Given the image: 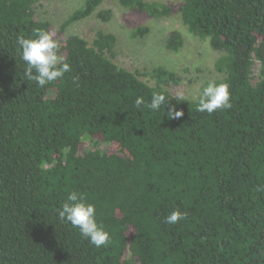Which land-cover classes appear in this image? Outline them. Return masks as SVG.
I'll list each match as a JSON object with an SVG mask.
<instances>
[{"label": "trees", "instance_id": "obj_1", "mask_svg": "<svg viewBox=\"0 0 264 264\" xmlns=\"http://www.w3.org/2000/svg\"><path fill=\"white\" fill-rule=\"evenodd\" d=\"M42 1L0 0V264H264V0L180 7L188 31L220 53L217 82L230 85L233 107L211 115L196 111L198 97L137 109V97L147 103L156 91L171 99L168 87L183 78L159 66L145 73L154 84L143 80L115 61L117 36L104 30L65 39L71 69L62 79L26 81L16 36L55 32L38 15ZM104 1L86 0L62 29L95 13L110 21ZM118 2L150 18L173 14L158 0ZM184 43L173 30L166 46ZM173 105L179 119L167 116ZM73 190L96 205L108 246L59 219ZM177 209L187 217L166 224Z\"/></svg>", "mask_w": 264, "mask_h": 264}, {"label": "rangeland", "instance_id": "obj_2", "mask_svg": "<svg viewBox=\"0 0 264 264\" xmlns=\"http://www.w3.org/2000/svg\"><path fill=\"white\" fill-rule=\"evenodd\" d=\"M86 0H44L38 5V15L53 24L61 44L71 34H79L91 41L98 30L114 33L118 42L115 61L131 70L141 72L142 79L154 84L145 75L155 67L163 66L173 70L183 78L180 85H171L168 90L177 95L183 92L189 99H195L202 91V85L212 79H220L224 74L215 69L220 53L215 51L209 40L192 35L183 24L180 7L185 0H158L168 3L173 14L167 18H150L138 12L130 11L120 5L118 0H105L100 9H111L113 17L105 22L97 13L69 25L64 30L63 23ZM149 26L150 32L141 39L131 37L135 27ZM173 30L182 31L184 46L175 52L167 48V38ZM259 66L255 68L256 82L259 78Z\"/></svg>", "mask_w": 264, "mask_h": 264}, {"label": "clouds", "instance_id": "obj_3", "mask_svg": "<svg viewBox=\"0 0 264 264\" xmlns=\"http://www.w3.org/2000/svg\"><path fill=\"white\" fill-rule=\"evenodd\" d=\"M16 45L20 52V58L25 64L24 76L26 81L35 82L39 87L62 79L71 69L61 54V42L53 31L46 29H35L32 36H16ZM76 83V78L73 80ZM191 101L183 93H178L169 99L166 90L153 92L150 102H145L143 97L135 99V107L141 109L146 107L152 111H159L163 106H169L171 100ZM233 107L232 93L227 82L209 80L203 86L196 99V111L213 114L217 110H227ZM184 115L183 110H177L173 105L168 111L169 119H179ZM187 212L179 209L172 211L164 219L166 224H176L187 217ZM59 219L79 230V234L88 240L90 245L99 249L108 246L111 242V234L106 230L104 224L98 220L97 207L90 202L83 192L73 190L68 193L62 206L58 209Z\"/></svg>", "mask_w": 264, "mask_h": 264}]
</instances>
